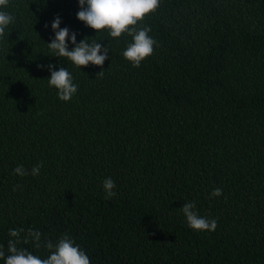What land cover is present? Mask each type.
I'll use <instances>...</instances> for the list:
<instances>
[{
    "label": "trees",
    "instance_id": "trees-1",
    "mask_svg": "<svg viewBox=\"0 0 264 264\" xmlns=\"http://www.w3.org/2000/svg\"><path fill=\"white\" fill-rule=\"evenodd\" d=\"M0 11L14 17L0 39V264L9 241L44 259L65 234L91 264H264V0H160L137 25L156 41L139 68L122 55L133 38L87 27L78 0ZM57 17L69 50L72 33L108 48L103 68L53 56ZM50 65L71 73V101ZM189 202L214 232L188 226Z\"/></svg>",
    "mask_w": 264,
    "mask_h": 264
},
{
    "label": "clouds",
    "instance_id": "clouds-1",
    "mask_svg": "<svg viewBox=\"0 0 264 264\" xmlns=\"http://www.w3.org/2000/svg\"><path fill=\"white\" fill-rule=\"evenodd\" d=\"M8 3L9 0H0V9L6 8ZM78 3L80 11L77 13V18L87 27L95 30L98 34L107 31L112 38H120L123 34L133 38V43L129 44L122 53L133 67L139 68L143 61L153 55L156 41L149 36L151 29L147 27L137 29V25L158 9L160 0H78ZM13 21L14 17L11 14L0 11V39L5 37L6 29ZM60 24L61 20L57 17L51 25L55 32V39L47 45L53 56L67 58L78 68H85L89 65L103 68L108 59V48H102L101 43L96 42L95 39L90 44L89 38H85L77 44L76 34L72 33L71 43L75 47L73 50H69V29H61ZM102 52L103 54H101ZM53 68L54 66H49L51 71V77L48 79L49 87L57 89L58 98L61 101H71L78 91V85L73 82V77L68 70L61 67L59 71H55L52 70ZM42 167L43 163L33 166L31 175L38 176ZM28 174L23 165L14 169V175L26 176ZM115 187V182L111 178L104 180L105 199H111L116 195ZM211 195L219 197L222 195V190L214 188ZM194 209V202L185 203L181 208L188 226L197 232H214L218 227V221L203 218ZM10 235L17 237L19 233L16 230H10ZM28 235L37 242L36 246L39 247L41 233L29 230ZM24 242L28 243L27 240ZM46 247L49 250L54 249V251H51L47 258L42 259L24 249L18 250L16 242L9 241L8 250L11 254L6 257L5 264H91L86 253L78 245H75L67 234L61 237L55 245L48 241ZM4 256V252L0 250V258H4Z\"/></svg>",
    "mask_w": 264,
    "mask_h": 264
}]
</instances>
